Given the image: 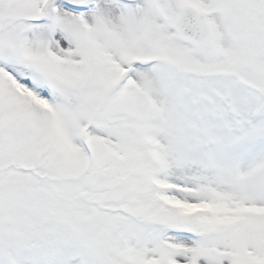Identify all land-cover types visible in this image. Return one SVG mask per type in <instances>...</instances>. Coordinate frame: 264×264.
<instances>
[{
    "label": "snow or ice",
    "instance_id": "1",
    "mask_svg": "<svg viewBox=\"0 0 264 264\" xmlns=\"http://www.w3.org/2000/svg\"><path fill=\"white\" fill-rule=\"evenodd\" d=\"M0 264H264V0H0Z\"/></svg>",
    "mask_w": 264,
    "mask_h": 264
}]
</instances>
